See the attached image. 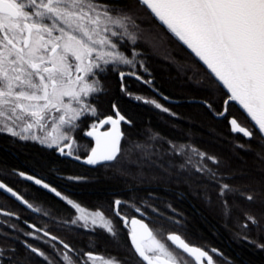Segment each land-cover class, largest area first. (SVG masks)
<instances>
[{
    "label": "snow or ice",
    "instance_id": "obj_1",
    "mask_svg": "<svg viewBox=\"0 0 264 264\" xmlns=\"http://www.w3.org/2000/svg\"><path fill=\"white\" fill-rule=\"evenodd\" d=\"M113 81L173 120L178 86L224 122L221 146L142 131L117 103L100 118ZM0 136L34 149L0 161V264H234L187 239L183 189L264 252V0H0ZM101 169L108 194L85 211ZM101 234L115 253L93 250Z\"/></svg>",
    "mask_w": 264,
    "mask_h": 264
},
{
    "label": "trees",
    "instance_id": "obj_2",
    "mask_svg": "<svg viewBox=\"0 0 264 264\" xmlns=\"http://www.w3.org/2000/svg\"><path fill=\"white\" fill-rule=\"evenodd\" d=\"M153 64L158 83L168 81L169 75L175 73L174 69L170 72L162 60H154ZM140 88L141 85L138 83L132 84L134 91ZM165 90L171 91L175 98L180 99L179 105L172 104L171 106L180 113L181 119L173 120L167 115L160 114L159 110L154 109L153 106L145 105L133 97L120 93L114 81L110 86L109 93L100 97V118H103L104 115L113 114L114 110L111 108V104L117 103L123 113L137 121V128L142 131L158 129L170 138L176 136L183 139L190 135L201 147H220L218 136L227 132L224 122L205 116L199 106L188 103L186 93L178 86L173 87L169 83ZM122 127H126V125H122ZM87 142L91 141L87 138ZM28 150L34 149H22L21 146L13 147L6 138L0 136V161H4L7 165L23 163V156ZM90 175L97 179L90 187L82 190L83 208L86 211L95 210V205L108 194V184L110 183L104 175L103 169L99 172L93 171ZM183 191L186 194L183 198L177 197L178 203L175 206L188 218L186 237L190 242L196 245L220 247L235 264H264V252L231 238L230 230L225 227L224 221L217 214L218 209L215 205L208 206L194 193L187 189H183ZM47 197L50 198L51 196L47 195ZM44 205L49 208L47 204ZM98 243L102 248L108 249V252L104 254L116 252V249L107 239L99 238Z\"/></svg>",
    "mask_w": 264,
    "mask_h": 264
},
{
    "label": "flooded vegetation",
    "instance_id": "obj_3",
    "mask_svg": "<svg viewBox=\"0 0 264 264\" xmlns=\"http://www.w3.org/2000/svg\"><path fill=\"white\" fill-rule=\"evenodd\" d=\"M89 139V138H88ZM21 180H23V179H21ZM31 182H25V184H30ZM25 184H21L20 185V187H21V189H22V191H28V189H27V187L25 186ZM37 190H38V192H43V193H47V191L46 190H43L42 188H39L38 186H36V189H34L33 191H32V194L33 195H36V194H38V192H37ZM48 196H54L53 194H47ZM0 199H3L2 197H0ZM58 199V198H57ZM17 203V202H16ZM34 203H36V206H40V207H42V208H44L45 210H49V208H47L45 205H44V203H42L41 201H35ZM17 204H19V203H17ZM23 207V206H22ZM86 211V210H85ZM28 212H31V210H27V212H25V216H27V213ZM34 215H36L35 213H33ZM99 238H103L104 240H106L107 239V237L106 236H104L103 234H101L100 236H99ZM78 239L79 240H81L82 242H84V243H86L87 242V240H88V237L87 236H80V237H78ZM94 251H96V252H100V253H106V252H108V249H106V248H102L100 245H99V243H98V246L95 248V249H93ZM228 257V256H227ZM229 258V257H228ZM230 259V258H229ZM231 260V259H230ZM234 262V261H233ZM235 264V263H234Z\"/></svg>",
    "mask_w": 264,
    "mask_h": 264
},
{
    "label": "water",
    "instance_id": "obj_4",
    "mask_svg": "<svg viewBox=\"0 0 264 264\" xmlns=\"http://www.w3.org/2000/svg\"><path fill=\"white\" fill-rule=\"evenodd\" d=\"M105 127H107V126H105ZM89 140L92 142V138H89ZM88 167H91V166H88ZM21 179H23V178H21ZM32 183V182H31ZM39 188H41L40 186H38ZM47 191V190H46ZM54 195V194H53ZM13 200H15V198H13ZM17 203H19L20 204V202H18L17 201ZM21 206H23V205H21ZM24 208H26V206H23ZM32 211V210H31Z\"/></svg>",
    "mask_w": 264,
    "mask_h": 264
}]
</instances>
